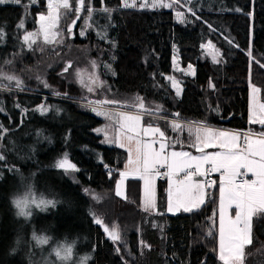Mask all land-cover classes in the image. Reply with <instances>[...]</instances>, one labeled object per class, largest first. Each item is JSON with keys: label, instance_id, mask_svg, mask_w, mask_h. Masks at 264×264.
Returning <instances> with one entry per match:
<instances>
[{"label": "trees", "instance_id": "1", "mask_svg": "<svg viewBox=\"0 0 264 264\" xmlns=\"http://www.w3.org/2000/svg\"><path fill=\"white\" fill-rule=\"evenodd\" d=\"M86 1L92 11L87 24L79 21L73 39L79 50L69 54L56 44L37 41L29 47L24 42L27 33L37 32L47 0L0 5V70L18 60L36 77L22 91L0 81V87L18 88L0 90V264L52 262V249L65 241L75 243L74 264L89 255L85 264H223L218 257L219 190H210L198 211L177 215L166 212V183L158 182L156 214L143 210L139 180L129 183L127 199L117 196L128 153L106 146L94 133L103 121L75 103L83 93L76 78L63 81L57 73L81 57V49L98 65L103 81L118 80L128 95L152 96L155 87H164L166 97L155 102L163 110L153 114L158 118L260 131L261 126L249 123V97L256 86L264 102V0H180L188 12L183 22L175 10L125 13L123 0ZM103 7L114 11H98ZM208 44L220 53L216 61L205 52ZM175 55L180 61H173ZM175 77L176 87L171 83ZM40 105L48 111H37ZM145 121L174 139L167 122ZM65 154L79 171L54 167ZM29 197L57 203L45 210L32 206L26 218L13 201ZM93 212L105 225L119 226L130 252L106 238ZM34 233L51 241L40 245ZM252 240L244 264H264V214L254 217Z\"/></svg>", "mask_w": 264, "mask_h": 264}, {"label": "snow or ice", "instance_id": "2", "mask_svg": "<svg viewBox=\"0 0 264 264\" xmlns=\"http://www.w3.org/2000/svg\"><path fill=\"white\" fill-rule=\"evenodd\" d=\"M36 0H27L28 4L35 3ZM6 3L21 4V0H0V5ZM145 7H148L147 0H143ZM152 7H171L170 4L163 3V0H152ZM49 13L39 16L40 29L39 32H29L23 39L24 42L31 47L37 43V39L42 36L44 44L57 43L56 37L59 32L53 31L59 27V22L63 16L68 30L75 24L74 17L76 13L85 9V0H47ZM122 7H136L135 0L129 3V0H123ZM63 10V11H61ZM89 14L91 6L86 9ZM106 14H111L114 9L103 7L98 9ZM178 17L183 22V14L178 12ZM195 15V12H193ZM72 19V24L68 25V20ZM199 18V17H197ZM23 25H21L22 27ZM0 39H3V30L0 29ZM41 51L43 49L41 48ZM215 59V58H214ZM10 63V61L8 62ZM71 67V63H67L64 72ZM95 67V62H92ZM189 68L191 66L189 65ZM86 70L74 69L73 73L77 82L82 87H86L89 92L97 88H104L105 83L99 80L97 75L88 73L87 81L84 79ZM2 72V70H0ZM2 79L15 81V85L19 90L23 89V81L14 75L3 74ZM41 83L45 86L47 82L41 79ZM175 87V83L173 84ZM211 86V85H210ZM214 87V86H212ZM253 93L259 89L253 87ZM59 94V93H57ZM177 95L180 90L177 89ZM99 106L115 105L121 110L116 112L97 111V115H103L105 119L112 122L113 135L109 137L105 130L106 140L109 143L116 144L120 148H125L128 152L127 162L123 171L119 172V180L116 183L115 194L119 197L127 199L125 194V181L131 177L143 181L142 207L145 212L156 210V188L155 179L160 175V168H167V176L173 180L172 186L168 190L167 211L177 212L183 211L191 213L198 211L206 202V188H211L216 181H198L194 177H207L210 173L219 172L221 176L220 187L218 191L219 200V239H218V257L223 264H244L245 249L251 245L252 240V221L253 217L258 214H264V104L259 106V111L253 110L251 122L261 126L260 131H248L246 133L233 132L228 133L223 130H213L205 125H198L188 129L191 137L189 146L194 147L201 153L199 156L192 155L186 151H171L166 149L170 146L164 131L159 126H153L152 123L144 125L143 116H153V111L146 108L142 97H135L132 101H119L116 99H102L98 101H90ZM137 109L135 113L124 111L123 109ZM3 111V108H0ZM37 111L42 114L48 111L45 105H40ZM218 111V109H217ZM178 115V114H176ZM174 129H180L179 123L171 125ZM3 125L0 124V129ZM97 131H101L98 129ZM157 137L158 140H145L144 137ZM159 143V148H155L154 144ZM179 142V141H177ZM174 147V145H171ZM216 148L219 151L208 153L205 149ZM4 156L0 155V160ZM208 165L209 167H205ZM54 167L64 169L67 173L71 171H79L74 164H71L67 158V154L60 159ZM106 167H108L106 165ZM114 170L109 168L111 176ZM183 173L182 179L176 181L174 178ZM251 174L254 179H238V177ZM87 192L88 190L85 189ZM214 202V201H209ZM15 207L19 209L18 215L30 217L31 208L45 210L48 207H55L57 201L40 199L39 201L29 198H16L13 201ZM235 208L234 217L229 214V209ZM94 222L103 227L109 240L115 245L120 242L127 246V241L121 235V230L117 224L111 227L104 224L102 218L96 213H92ZM207 235H212L211 231ZM33 239L37 240L40 245L47 244L51 241V237L37 236L33 234ZM19 243V241H17ZM144 245L143 241H140ZM145 247H150L144 245ZM74 242L65 241L57 243L52 249V253L60 261V264H73ZM117 254L120 248L116 249ZM91 259V256L80 257V264ZM44 264H53L51 261H45ZM125 264L127 262L125 261Z\"/></svg>", "mask_w": 264, "mask_h": 264}, {"label": "rangeland", "instance_id": "3", "mask_svg": "<svg viewBox=\"0 0 264 264\" xmlns=\"http://www.w3.org/2000/svg\"><path fill=\"white\" fill-rule=\"evenodd\" d=\"M21 2H22V0H21ZM71 2H72V0H70V3ZM131 2H132V0H129V3H131ZM157 2H159V0H157ZM180 2H181L180 0H163V3L170 4L171 7H152L151 6L152 0H147L148 7H145L144 4H143V0H135L136 7H134V8H124V7H122V10L125 11V13H132V12H137V11H142V10H148V11L150 10L151 11V10H158V8H164V9H168V10H175L176 11V15H177L178 12L182 13L183 14V19H184V17L188 14V12L186 10H184L183 5ZM88 7H89V4L85 0V9H82L79 12L76 13V16L74 17L75 24L73 26H71V30L70 31L68 30V27L65 24V19H64L63 16L60 19L59 27L57 29L53 30V31L59 32V35L56 37L57 43H55V44H56V49L58 51H60L61 53L69 54V53H72V52H75V51L79 50L78 48L75 47L76 45L73 42V39H74L76 33L79 31V25H80L79 21L81 20L84 24L88 23L89 12L86 10ZM61 11H63V10H61ZM48 13H49V9L44 13V15H47ZM39 16H38V20H37V24H38L37 32H39V29H40ZM177 17H178V15H177ZM178 19L181 20L180 17H178ZM71 24H72V19L70 18L68 20V25H71ZM80 34L82 35L83 32H81ZM37 41L43 42L42 36L39 39H37ZM79 52L81 53V57H77L74 60L70 61L71 67L68 69L67 72H64L63 71L64 67L66 66L67 63H69V62H66L64 67H63V70L61 72H58L57 76H59L63 81H72L73 78H76L74 73H73V70L74 69H82V70H86L85 74H84V79L86 81L88 79V73H92L93 75H97L99 77V80L103 81L102 77L100 75V70H99L98 65L95 63V67L93 68L92 67L93 60L90 59V58L88 60V55H86L87 54L86 51L80 49ZM205 52L209 56H211V59L214 60V61H216V56L218 54H220L218 51H216L214 49V47L211 44H208V45L205 46ZM173 61H180L178 55H175V58L173 59ZM31 72L32 71L30 70V67L28 65H22L20 61L13 60L8 65V68L6 70L0 72V77H2L3 74L14 75L15 77H18L20 80H22L23 81V85H24V83L32 81L34 78H36V77H34L32 75ZM0 81H4L5 83H9V84L15 85V81L14 80L13 81H8L6 79L0 78ZM76 81H77V79H76ZM166 81H169V76L166 78ZM176 81H178L176 77L172 78L171 83H173V84L175 83V85H176ZM103 82L105 83V87L104 88H97L96 90H94L92 92H89L86 87H82L81 84L78 82V84H79L78 87H79V89L82 90L83 93H82V97L79 100H77L75 103L88 107V109H90L89 111L94 113L96 116H98V118H100L103 121V124L100 125L99 127H97L94 130V133L97 136L102 138V142L106 146H109V147L110 146L111 147H118L116 144L107 142L106 136H105V130L107 131V135L109 137H111L113 135L112 122L107 120V119H105V117L103 115H97V111L96 110L104 111V112H116V111H120L121 109L118 106H115V105H107L106 104V105H103V106H99V105H96L94 103H90V101L94 102V101H98V100H102V99H106V98L107 99H116V100H119V101H132L135 97L139 96V97H142V98H144L146 100V108H150L153 111V114H155V113L159 114L163 110L161 109V107H158L157 105H155V102L159 101L160 98L163 99V98L166 97V95H164L165 88L162 87V86L161 87H155L154 88L155 94L152 95V96L149 93L142 94V95H140V94L128 95V94H126V93H128L126 88L121 87V85L118 83V80H117L116 83L110 82L109 84L106 83L105 81H103ZM253 87L259 89V91L253 93V91H252ZM253 87H251V89H250V97H249V111H250V105H251L252 113H253L254 109L258 112L259 111V106L264 104V102L261 99L260 88L256 87V86H253ZM2 89L4 91L16 92L18 88H4V87H0V90H2ZM160 91L162 93H160ZM124 92H126V93H124ZM144 99H143V102H144ZM94 108L96 110H94ZM123 110L124 111L133 112V113H135L137 111V109H131V108H126V109H123ZM154 116L160 117V116H157V115H154ZM145 119L152 120L154 122H160V121L168 120L166 122H168L170 124L179 123L181 125V127H187L184 124H187V125H194V124L201 125V123L185 122V121H180V120L166 118V117H161V119H158V118H148V117H144L143 116L144 125L148 124V123H145ZM204 125L209 126V127H213V128H224V127H219V126H214V125H207V124H204ZM153 126H159V125L153 124ZM159 127H160L161 131L165 132L166 137H168L167 136V132L161 126H159ZM98 129H100L101 131H97ZM144 139L145 140H153V139L158 140L159 138H158V136L157 137H150L149 136V137H144ZM154 147L158 149L159 148V143L157 142L156 144H154ZM118 148H120V147H118ZM122 149L127 152V150L125 148H122ZM67 158L69 160L68 154H67ZM124 168H125V166H124ZM124 168L121 171H123ZM248 177L251 178L249 175H248ZM118 180H119V178H118ZM132 180H139V179H133V178L129 177L125 181V194H126V197H127L129 183ZM139 181L141 182L140 183V191H141V204H142L143 181L142 180H139ZM155 188H156V198H157L158 181L156 179H155ZM87 190L88 191L86 193L88 195H90V197L92 199H94V196L92 195V192L89 189H87ZM120 198L124 199L123 197H120ZM151 212H153V211H151ZM166 212L169 215L177 214V213L169 212L167 210H166ZM229 213H232L230 211V209H229ZM218 229H219V207H218ZM252 231H253V223H252ZM218 238H219V236H218ZM120 246H122L123 249L125 248L127 250V253H128V251L130 252V250L127 248V246H124L123 244H120ZM74 254H75V250H73V256H74ZM72 260H73V264H74L75 261H74L73 257H72ZM52 262H53V264H60V261L56 258V256L54 257Z\"/></svg>", "mask_w": 264, "mask_h": 264}, {"label": "crops", "instance_id": "4", "mask_svg": "<svg viewBox=\"0 0 264 264\" xmlns=\"http://www.w3.org/2000/svg\"><path fill=\"white\" fill-rule=\"evenodd\" d=\"M178 69V68H177ZM252 109H251V105H250V111H249V123L250 124H252V125H258V126H260L259 124H255V123H252L251 122V117H252ZM146 120V119H145ZM166 121H168V120H165V122ZM145 123H146V121H145ZM172 125V124H171ZM169 126V123L167 122V125H165V127L166 128H171V129H173V140L170 138V137H167V142H168V144L170 145L167 149H166V151L167 152H171V151H186V152H191L192 153V155H195V156H199V155H201V153L200 152H198L194 147H190L189 146V142H190V139H191V137H190V135H189V131H188V129L190 128V127H196V126H198L197 124H194V125H187V124H184L185 126H187V127H181L183 130H180V129H174L172 126ZM204 125V124H203ZM206 126V125H205ZM207 127H209V126H207ZM209 128H211V129H213V130H222V129H218V128H213V127H209ZM223 131H225V132H228V133H233V131H230V130H223ZM177 141H179V142H177ZM171 145H174V147L173 146H171ZM220 149H216V148H208V149H205V151L206 152H208V153H212V152H216V151H219ZM205 167H209L208 165H206ZM165 170H167V168H164ZM216 173V175H217V180H216V184L213 186V187H211V188H206V193H208L210 190H213V189H217V190H219V187H220V180L222 179L221 178V176H220V173L219 172H215ZM251 178H253L254 179V177H252L251 176V174L249 173L248 174ZM194 179H196V180H198V181H204L205 179H206V177H194ZM156 180L158 181V179H157V177H156ZM139 183H141V182H139ZM172 184H173V180H168L167 182H166V186H167V188H166V195H167V203H168V190H169V188L172 186ZM157 193H158V191H157ZM206 198H207V196H206ZM156 210L155 211H153V212H148V213H151V214H156V213H159V212H157L158 211V198H156ZM204 205V204H203ZM202 205V206H203ZM201 206V207H202ZM200 207V208H201ZM230 211L232 212V213H229V214H231V215H233V217H234V213H235V208L233 207V208H231L230 209ZM173 213H177V214H181V213H186V212H183L182 210L181 211H177V212H173ZM177 214H174V215H177ZM171 215H173V214H171ZM255 217V216H254ZM254 217H253V220H254ZM252 223H253V221H252ZM218 236H219V233H218ZM252 236H253V231H252Z\"/></svg>", "mask_w": 264, "mask_h": 264}, {"label": "built area", "instance_id": "5", "mask_svg": "<svg viewBox=\"0 0 264 264\" xmlns=\"http://www.w3.org/2000/svg\"><path fill=\"white\" fill-rule=\"evenodd\" d=\"M144 117H148V118H158V117H156V116H148V115H144ZM158 119H161V118H158ZM218 129H222V130H230V131H233V132H240V133H246V132H248V131H251L250 129H246V130H231V129H227V128H218ZM159 172H160V175H158L157 176V179H158V181L159 182H161V183H166L168 180H169V178H168V176H167V170H165L164 168H160L159 169ZM183 173H180L177 177H175L174 179L176 180V181H179L180 179H182V177H183ZM206 179L208 180V181H216L217 180V175H216V173H210L207 177H206ZM238 179H252V178H249L248 177V175L247 176H243V177H238Z\"/></svg>", "mask_w": 264, "mask_h": 264}, {"label": "water", "instance_id": "6", "mask_svg": "<svg viewBox=\"0 0 264 264\" xmlns=\"http://www.w3.org/2000/svg\"><path fill=\"white\" fill-rule=\"evenodd\" d=\"M102 229H103V227H102ZM104 234L106 235V233L104 232ZM106 238L108 239V237H107V235H106ZM109 240V239H108ZM109 241H111V240H109Z\"/></svg>", "mask_w": 264, "mask_h": 264}, {"label": "bare ground", "instance_id": "7", "mask_svg": "<svg viewBox=\"0 0 264 264\" xmlns=\"http://www.w3.org/2000/svg\"><path fill=\"white\" fill-rule=\"evenodd\" d=\"M202 124V123H201Z\"/></svg>", "mask_w": 264, "mask_h": 264}]
</instances>
